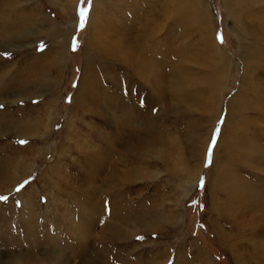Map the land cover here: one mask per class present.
<instances>
[{"label": "rangeland", "instance_id": "rangeland-1", "mask_svg": "<svg viewBox=\"0 0 264 264\" xmlns=\"http://www.w3.org/2000/svg\"><path fill=\"white\" fill-rule=\"evenodd\" d=\"M11 1L13 0H0V14L11 15L12 12L9 10ZM26 1L17 0L18 5L13 8V15L17 16L14 20L19 19L21 22L22 17L32 18L36 27L42 28L54 24L63 32L59 34L61 36L51 39L43 34L40 37L42 41L38 39L40 42L37 44L30 39L24 41L25 43L16 39H6L9 46L27 45L22 50L8 52L5 50L6 53H10L8 56L0 55V62L4 61L11 65L8 68L3 67L5 70L11 71L14 66V71L6 82L15 88L21 84L19 82L26 81L22 84L41 90L39 95L42 97L32 102H20L15 106L0 101L2 105L0 118H9L13 115L31 118L37 114L45 119L47 107L44 102L53 99L54 96L49 97L47 93L48 90L53 89V82L57 76V70L52 66L55 53H49V50L64 35L69 38L67 45L69 58L65 75L60 78L63 92L57 102V119L54 124L50 122L48 129L41 131L42 133L47 131L49 137H46V133L38 137L39 133L36 135L35 132L36 136L31 138L16 137V135L0 138V167H10V172L0 179V184H8L12 178L24 176L16 183L12 182L11 185L0 187V196L8 197L7 201H0V264H7L11 260H15L17 264H209V261L211 264H263L258 250L264 248V213L260 211L259 205L252 209V213L243 214L244 209L241 206L244 202L256 203V199L264 196V84L263 86L261 84L264 83V65L261 66L262 68L254 66L259 70L252 67L251 71L254 74L248 77V80L249 78L252 80L250 79V88L245 89L244 113L238 116L235 106L230 117L229 103L243 85L245 60L241 59V48L254 47L264 52L262 39L264 0H251V5L243 4L244 21L234 19L232 12L225 7L224 0H201L210 15L211 23L208 27L204 28L198 21L191 24L189 22L188 26L173 21L163 31L159 29L161 20H158L159 27L150 25L152 23L149 24L148 20L157 19L156 14L164 8L165 0L108 1L109 6L103 9L96 20L100 21V24L95 25L101 32L100 46L106 52L101 50L103 55H95L97 65L87 68L88 76L78 93L83 108L80 110L81 115L78 118L74 117V122L71 120L76 132L68 135L64 134L62 129L69 117L72 98L76 96V90L81 82L85 55L90 52L85 47V40L92 36L89 30L91 14L96 2L100 0H92L87 23L82 30L79 29L78 13L81 8L89 7L87 0H83V3L81 0L78 1L75 17L72 20L62 9L68 10L72 0H53V4L49 2L51 0H34L32 5H28ZM36 7H39V10ZM188 12L194 13L193 10ZM33 22L29 24L32 25ZM143 28L151 31L150 33L154 28L158 30V34L152 36L154 38L151 47L155 45L156 50V45L159 44L163 51H172L170 54L175 53L178 62L189 70L181 90L176 88L175 91V88L169 85L164 86L162 93L165 94L166 100L159 101L160 104L154 109V115L150 119V123L153 124L151 126H159L164 134L163 146L159 147V150L164 152L161 153L162 156L156 150L145 153L140 149L136 144L138 139L131 138L137 129L125 123L120 117L121 109L114 105L119 99L116 93L119 90L118 86L123 84L124 97L133 95L135 97L133 100L140 96L144 97L143 104L148 102L146 99L148 92L154 98L158 97L159 89L142 90L140 84L135 83L128 88L124 83L126 78L122 83L117 81V78L124 74V67L119 65V59L113 58L106 49L110 45L111 34H115V39L120 30L123 32L121 38L125 37L132 46L133 52L137 53L143 49L141 43ZM218 34H222L223 43L217 39ZM73 37L77 38L75 49L71 47ZM3 39L0 38V44L4 45ZM208 40L218 43L222 51L233 61V67L231 66L229 70L225 89L222 92L224 97L220 103L216 91L213 89L210 92L208 84H202L200 81L201 78L204 80L205 73L214 70L213 66L217 63L211 56V51L204 49ZM44 53L49 54L41 57ZM38 56H40L39 60L33 64L34 58ZM258 57H255V61L264 63V57L262 59ZM209 58L213 64L211 66ZM152 59L156 62L155 55ZM170 60L169 57L165 65H170ZM19 71H23L24 74L21 72L22 76L15 75ZM198 79L200 84L197 82ZM166 80L168 82V78ZM89 88H96L99 93L87 95ZM125 101L129 102L128 99ZM112 106L117 107L112 109ZM33 119L31 122H35ZM109 119L112 121L111 124ZM221 119L223 123H219ZM17 124L21 125L19 122L11 125ZM217 126L220 127V132L213 148L211 162L205 166L208 163L207 154L212 134ZM116 127L118 132L126 129L121 133L123 141L119 139L115 141L114 138L112 140L111 136H114ZM126 132L129 134L127 135ZM105 133L109 134L110 138ZM121 135H118L119 138ZM145 136L141 140L145 139ZM20 141L26 143L21 144ZM45 144L50 145L49 154L46 158L43 155L37 156L34 146H45ZM60 145L64 148L63 154L60 152L61 149H57ZM66 149L68 151L65 153ZM255 151L256 153L253 154ZM105 157L107 160L104 159ZM100 160L107 162L101 169H97L98 175L94 177L91 172H94ZM109 160L111 162L108 164ZM113 160L115 163H112ZM28 169H31L32 173L26 175ZM187 170H194L196 176L199 174V178L196 184L193 183L190 195L184 199L183 186L190 180ZM130 173L132 174L129 175ZM111 174L112 178L117 177L114 181L117 185L114 191H110L111 184L108 181ZM201 178H204L203 188L200 187ZM219 179L221 191L215 196L213 187ZM92 184L100 187L94 194L95 199L103 197L109 200L111 194L112 196L116 194L119 201L118 208L128 207L131 214L133 213L130 218L132 221L135 215L148 216L151 213L154 217L160 213L162 216L166 215L168 220L162 223L164 227L161 225L153 231L140 226L135 227L132 221H127L132 223L133 227L130 224L122 226L119 230L120 233L123 232L122 235L112 234L110 231L106 233L102 226L112 222L111 214L107 219L95 217L92 220L89 219L91 213L81 205L84 201L81 196L85 194L78 193L80 188L84 189L85 186ZM246 189L250 191L249 196H243ZM179 199H182L181 203H178ZM193 201L197 202L195 206ZM155 211L156 213H153ZM108 212L110 213L106 209L103 215L107 216ZM180 213L184 216L183 224L176 223ZM241 215H246L243 219L245 222L241 221ZM27 218L32 219L31 222L36 220L34 221L36 229L32 232L36 233L39 239L41 238L40 246L34 244L31 241L33 238H29L27 234L25 223ZM81 220L88 223L86 225L84 222L83 226L86 230V238L77 241L75 235L78 233V225L83 223ZM238 224H243L245 227L257 225L260 230L246 228L243 231ZM54 237L59 240L60 246L50 243V239ZM72 245L83 247L84 255L72 250ZM51 248L54 250V255L58 254L56 252L61 254L60 258L53 260L54 255L45 253L49 250L51 252Z\"/></svg>", "mask_w": 264, "mask_h": 264}, {"label": "bare ground", "instance_id": "bare-ground-1", "mask_svg": "<svg viewBox=\"0 0 264 264\" xmlns=\"http://www.w3.org/2000/svg\"><path fill=\"white\" fill-rule=\"evenodd\" d=\"M33 1L34 0H27L26 3L28 5H32V4H34ZM78 1L79 0H72L70 2V4H69L70 6H69V9L68 10L67 9L64 10V8H62L63 11L66 13L67 17L69 19H71V20L75 17V12H76L75 10H76V6L78 4ZM108 1H110V0H100V1L96 2V5L94 7V10H92L93 11L92 14H91L92 17L90 19V24H89L90 25L89 30H90V32H92V33H90V34H92V36L89 35L90 37L89 38L87 37L88 39L85 40L86 41L85 42V47H86L87 51H90V52L85 55V63H84L83 71H82L81 82L79 83V86H78V88L76 90V93H77L76 96H74L72 98L71 108H70V111H69V117H68V119H67V121L64 124V127L62 129L63 130V133L66 134V135H68V134H70V133H72V132H74L76 130V127H74L73 125H71V120H73V122H74L75 120L73 118L74 117H77L78 118V116L81 115V113H80L81 111L80 110H82L81 108H83V106L81 105V100H80V97H79V94L78 93H79V90L82 89L84 80L88 76L87 68H88V66H91V65H97V63H96V61L94 59L95 55H98V56L99 55H103V53L101 51V50H103V48L100 46V41H101L100 33L101 32H100V30L98 28L95 27V25L96 24H100V21H96V20H97L98 16L104 11L103 9L106 8L107 6H109V2ZM49 2L51 4H53V0H51ZM251 2H252L251 0H224V5L229 10V12H232L233 17H234L235 20H237V21H239V20L240 21H244L243 20L244 19V16H243L242 8L245 7V6H243V4H250L251 5ZM15 5L16 6L18 5L17 0H13L9 4V10L12 12L11 15H9V14H5V15L4 14H0V38L1 39L2 38L5 39V40L3 39L4 45L3 44H0V53H2V52L3 53H6V52H8L10 50L11 51L22 50V48H24V47L27 46V45H21L19 47L18 46L17 47L9 46V45H7V40H6L8 38L20 40L21 42H24V41L30 39L31 41H34V44H37L38 42L42 41V40H40L41 39L40 37L43 34L46 37H48V39H51L53 37L61 36L59 34H61V32H63V31H61V28H59L58 26H56L54 24L53 25H50L49 24V26H47V27L44 26L45 28L44 27H42V28L40 27L39 28L38 26L37 27L35 26V24L33 22L34 19L32 20V18L29 19V18L22 17L21 18L22 19L21 22L19 21V19L14 20L17 17L15 15H13V8L15 9V7H14ZM36 8H38L37 10H39V7H36ZM34 9H35V7H34ZM161 9H162V11L160 12V10H159V12H157L158 14H156L157 19L148 20L149 24L152 23L150 25H153V26L155 25V26H158V27H159V23H158L159 21L158 20H161V25H160L161 28H159L161 31H163L165 29V27H167L168 25H171L173 23V21L177 22L179 25L183 24L184 26H188L189 25V22L191 24V23H194L195 21L196 22L198 21V23L201 26H203L204 28L205 27H208V25L211 23L208 9H207V7L205 6V4L201 0H165L164 8H161ZM189 10H193L194 13H192V14L189 13L188 12ZM17 15H19V14L17 13ZM19 17H20V15H19ZM33 17H35V15ZM233 17H232V19H233ZM46 21H47V19H46ZM30 22L31 23L33 22V24L30 25L29 24ZM166 31H164V33ZM118 32H119V34L117 35V37L115 39H114L115 34L114 35H112L113 33L111 34V37H110V40H109V44L110 45H109L108 48H106L108 54L110 53V55L113 58L117 57L119 59L118 64L119 65H122V67H124L125 72L122 75V77H118L117 78V81H119L120 83H122V82H124V78H126L127 80L124 83H126V85L128 86V88L131 87V85L135 83V84H140L139 86H141L142 90L143 89L144 90H148L149 89V91H150L151 88H154L155 90L156 89L157 90L159 89V91H158V97H156V98H154L153 96H151L150 92L147 91L148 93H147L146 96H148V97H146V99L148 100V102H146V103L143 104L142 103V100L145 101L144 97H141L140 96V97H138V99H134L135 101L133 100V97H134L133 95L131 97L130 96L129 97L128 96L124 97L125 96L124 95L125 92L123 90V89H125L123 87L124 84L121 85L119 83L121 86H118L119 87V90H117L118 92H116L118 94V96H119V99L117 100V102H114V105L119 106V108L121 109L119 111L120 112V117L125 121V123L128 124V125H131L132 127H134V128L137 129L135 132H133V137H131V138H132V140L133 139L134 140H137L138 139V141H137L136 144H138V146L140 147V149L143 152H145V153L156 150V151L159 152L160 156H162L161 153L163 152V150H159V147L163 146L164 139H165L164 138V134H163V131H161V129L159 128V126L158 127L156 125H155V127L151 126L153 124L150 123V119L154 115V113H153L154 109L156 107H158V105L160 104L159 101L160 102H162V101L164 102V100H166L165 99V94L162 93L163 92L162 90L164 89V86L165 85H169V86L175 88L174 89L175 91L177 89L178 90H181V88L183 86V82L186 81V78H187V77L185 78V76H186V74H188L189 70H186L183 67V65L180 64L181 62L180 63L178 62L179 60H178L177 55H174L175 53H173L172 55L170 54L172 51H169V50H166V51L164 50L163 51V49H161V46H159V44L156 45V48H157L156 50L154 49V46L155 45L151 47V41L154 38L152 36L155 33L158 34V30H156L155 28H154V30H152V33H150L151 31L144 29V32L142 34L143 35V38L140 37V40L142 38L141 43L143 45V49L142 50H139V51L137 49V51H138L137 53H134L133 52L132 46L128 44V41H127V39H125V37H124V39L121 38L123 32H121L120 30ZM68 39L69 38H67L65 35H64V37L62 36L60 38V40L58 41V43H56V45L53 47L54 50H53V48H51L49 50V53H51V52H54L55 53V55L53 57V64L54 65L52 64V66L55 67V69L57 70V76L54 79L55 81L53 82V89L52 90H48V93H47V95L49 97H51V96L52 97L54 96V97H53V99L50 98L48 101H45L44 102L45 106L47 107V111H46V114H45V119H43L41 115H37V114L36 115H33L31 117L32 119L33 118L35 119V122L33 121L34 123L31 122V120H32L31 118H29V117L21 118V116L19 117V115H13V116L10 115L11 117H9V118L8 117H2V119L0 118V138H5V137L15 136V135H16V137H21V138L22 137L23 138L24 137L25 138H31L33 136H36L38 133H39L37 135L38 137L39 136L42 137L44 133H46L45 134L46 137L47 136L49 137L47 131L44 132V133H42L41 131L44 130V129L45 130L48 129L50 122L51 123L53 122V124H54L55 121H56V119H57V114H58V111H57V102H58L59 95H61V93L63 92V90H62L63 83H61L60 78L66 72L67 60L69 58V46H67L68 45ZM262 39L264 40V37ZM101 44H102V42H101ZM153 49L155 50V52H153L154 51ZM204 49H205V51L206 50H210L211 51V54H212L211 56L216 59L217 63H215V62L214 63L217 64V65L214 64V66H213L214 67V70L213 71L210 70L209 72H207V73H205L203 75L205 77L204 78L205 81L202 78L200 79V81H201L202 84H205V83L208 84L210 92L213 91V89H214V91H216V93H217V95L219 97V103H220L221 100H222V98L224 97L223 94H222V92L225 89L226 77H227V75L230 72L229 70H230L231 66L233 67V63H232L233 61L230 59V57H228L222 51V49L220 48V45L218 43H214L213 41L211 42L210 40H208V42L205 43ZM5 50H7V51L5 52ZM104 51L105 50H103V52ZM49 53H44V55H42L41 57H45ZM154 55L156 56V62L155 61H152L153 60L152 59V56L154 58ZM258 56H260L261 59H262L264 57V52H262L261 50H259L257 48H254V47L248 48V46H247V47H242L241 48V59L242 60H245V62H243V78L244 79H243V82H242L243 85L241 86L240 92L229 103V110H230L229 116L230 117L232 115V112L234 111L235 106H236V109H237V115L238 116H240V114L244 111V108L246 106V99L244 97L245 96V93H246L245 91L248 88H250L249 85L251 84V80H252L251 78H249V80L251 79L249 81L248 80V77H251V75L254 74L251 71L252 70V67L253 68H254V66H258V67L260 66L261 67L262 65H264V63H261L260 61H258V62L255 61V57H258ZM169 57L171 58V60H170L171 63L168 62L170 65H165V64H167L165 62H167L169 60ZM260 57H258V58H260ZM39 58H40V56H38L37 58H34L33 64H35L34 62H37V60H39ZM249 60H252L253 62L252 61H249ZM28 61H31V60H28ZM116 61H118V60H116ZM209 63H210V66L213 65L212 64V60L210 58H209ZM0 65H1V67H0V101H3V102L6 101V103L9 104L10 106H12V105L15 106V105L19 104L20 102H24V101H30V102H32L33 100H36L37 98H41L42 97L41 95H39L40 92H41V90L32 88L28 84H25V85L22 84V83H25L26 81L25 82H19L21 84L18 87L13 88L12 85L9 84V83H7L6 81H7L8 77L11 76V73L14 71V66H13V68L10 71V70H7V69L5 70L3 68V67H7V68L10 67L11 65L9 66L8 63H6L4 61H1L0 62ZM42 65H44V64H42ZM89 68H91V67H89ZM254 69L259 70L257 68H254ZM21 72L23 73V71H19V72L15 73V75H21L22 76V73ZM255 73H257V72H255ZM115 78H116V76H114L113 79H115ZM167 78H168V82L166 80ZM253 78H256V77H253ZM200 81L198 79L197 82H199V84H200ZM193 84H194V82H193ZM261 84L263 86L264 83H261ZM99 88H100V86H99ZM259 88H261V87H259ZM85 89H87V88H85ZM99 90L101 91V89H99ZM209 90H207V91H209ZM97 92H98V90L96 88H89L86 94L87 95H95V94H97ZM130 93L132 94V92H130ZM257 93H259V92H257ZM107 95H108V93H107ZM81 97H83V96H81ZM93 99H95V98H93ZM126 99H128L129 102L125 101ZM103 101H105V100H103ZM90 103H92V102H90ZM87 104H88V102H87ZM123 104H124V106H123ZM108 105H109V103H108ZM117 106H112V109H114V107H117ZM100 107L102 108V106H100ZM262 109H263V107H262ZM108 110H109V108H108ZM105 111H106V109H105ZM105 111H104V113H105ZM117 114H118V112H117ZM0 115H1V112H0ZM120 117H118V118H120ZM76 120L78 121V119H76ZM15 122H19V123H21V125H19V124H17V125H11L12 123L14 124ZM113 122H114V120H113ZM111 123H112V121H110V119H109V124H111ZM121 123H123V122H121ZM112 125H114V124H112ZM117 125H118V122H117ZM119 127L122 128V126H120V125H119ZM130 129H131V127H130ZM124 131H126V129ZM124 131H121L120 130L118 132V127H116V131L114 130V132H115L114 133V136L113 135L111 136L112 140L114 138L115 141H117V139L123 141V137H122L121 133H123ZM130 131H132V130H130ZM35 132H37L36 135H35ZM41 134H42V136H41ZM128 134L129 133H127V135ZM45 135H44V137H45ZM106 135L109 137V134H106ZM118 135H121L120 138H119ZM144 136H145V139H142L141 140V138H143ZM42 141H44V140H42ZM46 143H48V142H46ZM49 144H45V146L44 145H41L39 147L38 146H36V147L34 146V148H35L34 151L37 154V156L43 155L46 158V156L49 154V151H48V147H50ZM57 149L58 150L61 149L60 150L61 154L64 153V148L61 147V145H60V147L58 146ZM28 151L30 153V150L29 149H28ZM67 151L68 150L66 149L65 153ZM255 153H256V151L253 154H255ZM104 159L107 160L106 157ZM106 160H100V163H97L96 168H95L96 171L94 170V172L93 171L91 172V174L94 177H97L98 170L101 169V167L107 162ZM110 162H111V160L108 161V164ZM112 163H115V161L113 160ZM30 168L32 169V167H30ZM191 169H193V168H191ZM30 170L28 172H26V175L28 173L30 174V172L32 173V170L31 171ZM7 172H10V167H8V166L7 167H4V168L0 167V179ZM187 173H188L187 175H189V179L190 180L188 181V184L187 185L186 184H184V186L182 185L183 186L182 196H185L184 199H186L190 195L191 190H192L193 183L196 184V182L198 181V178H199V174H197V176H196L194 170H187ZM131 174L132 173H130L129 175H131ZM23 177L21 176V178L19 177L17 179L12 178V180L8 184H6V183L3 184V185L0 184V187L1 186L4 187L5 185H9V184L11 185L13 183H16V182H18L17 180H21V179H23ZM108 178H109L108 181H110V184H111L110 185V188H111L110 191H114V189H116L115 187L117 186L114 183V181L117 180V177H116V179H115V177L112 178V174H111V177H108ZM220 179H221V177H220ZM220 179H219L218 182L215 183V185L213 187V191H214L213 194L215 196H217L218 193L221 191ZM49 180H50V178H49ZM99 188L100 187L94 186V184L87 185V186H85L84 189L80 188V191L78 193L80 194L81 192H84L83 194H85V195H82L81 196V199L82 198L84 199V201H82L83 203H81V205L85 206L87 208V212L91 213V214H89L90 215L89 219L94 220L95 217H97L98 219L100 217H102L104 219H107L108 216H109V214H111V218H113L112 219V222L111 223L110 222H107V223H105L102 226L103 229H104V231H106V233H107V231L108 232L110 231V233H112V234H115L116 233V234H118L120 236V235L123 234V232L122 233L119 232V230L122 229L121 227L124 226V225L125 226L126 225L128 226V224H130V226L133 227V224L132 223H134L135 227L140 226V227H143V229L146 228L148 231L149 230L150 231H153V230H156L157 227H159L161 225H163V227H164V224H162V223L165 222L166 220H168L166 215H163L162 216L161 213H160L158 216L154 217L152 215V213H151L148 216H137L136 217V215H135V218H132L133 219V221H132L130 218L133 215V213L131 214V212L129 211L128 207H125V208H122V209L121 208H118L117 205L119 204V201L116 198V194H114L113 196L111 194L109 196V200H108V198H103L102 196H101L102 197L101 199H100V197H97L98 200L95 199L94 194L97 193V191H98ZM59 189L60 188H58V190ZM77 189H79V187H77ZM74 193H75V191H74ZM76 194H77V192H76ZM240 194H241V192H239V195ZM178 195H180V194H178ZM249 195H250V191H249V189H246L245 194L243 196H249ZM72 196L73 197L74 196L76 197V195H72ZM215 198H217V197H214V199ZM244 199H248V198H244ZM181 201H182V199H179L178 200V203L179 202L181 203ZM122 203H124V201H122ZM33 205H34V203H33ZM243 205L241 206V208L243 207V209H244L243 214H246L248 212H251L252 213V209L257 208L259 205L261 206L260 211L264 213V196H262V198H260V199H256V203H254L253 201L252 202H249V204L247 202H244ZM28 209H30V208H28ZM106 209L108 211H110V213L108 212V214H106L107 216H104L105 214L103 215V212ZM218 211H220V210H218ZM179 212H181V211H179ZM81 213L82 212H80V214ZM153 213H156V211L153 212ZM33 215L35 216L34 213H33ZM219 216H221V214ZM241 216H242L241 221L245 222L243 219H244V217L246 215H241ZM31 217H32V215H31ZM183 217H184L183 214L180 213L177 216V218H176V214H175L176 223L183 224L184 223L183 222ZM98 219H96V220H98ZM31 220L32 219L27 218V221L25 222L26 225H27L26 226V228H27L26 229L27 230V234H28L29 238H33L31 241L34 244H38V246H40V244L42 242L41 241V238L39 239L35 235L36 233L33 234L34 232H32V230L34 231L36 229L35 228V224H34L35 223L34 221H36V220H34L33 222H31ZM81 221H83V223L80 222L81 223L80 225L77 224L78 225V231L77 232L79 233V235H78V233H77V235H75L77 241L86 238V235H85V231L86 230H85V228L83 229V226H84L85 223H86V225H88V223L85 220H81ZM104 221L105 220H103V222ZM127 221H129V222L132 221V223H129ZM93 223H94V221H93ZM96 223H97V221H96ZM117 223H119V224H117ZM238 225L240 226L241 229L243 228L242 229L243 231L246 228H253L255 231H257L258 229L260 230V228H258L257 225H253V224L251 226H249V227L248 226L245 227V226H243V224H238ZM81 226H82V228H81ZM130 229H133V228H130ZM134 232H136V231H134ZM126 233H128V232H126ZM45 238H46V236H45ZM6 241H8V240H6ZM46 241L49 242V240H46ZM50 241H51L50 243H54V245L55 244L56 245H59V243H60L59 240L57 238H55V237L53 239H50ZM72 250H74L79 255L80 254L81 255H84V253H85L84 248L81 247V246H78L77 247V246L74 245L72 247ZM49 251H47L45 253H47V254L48 253H51L52 255H54V253H53L54 250L52 248H51V252H49ZM56 253H58L59 256H58V254H55L53 256V260H54V258H60V255L61 254L59 252H56ZM203 253H205V252H203ZM258 253H259L260 257H261L262 263L264 264V248L261 247V249L258 250ZM156 254H159V253H156ZM7 264H17V263H16L15 260H11V261H8ZM175 264H177V263H175ZM209 264H211L210 261H209Z\"/></svg>", "mask_w": 264, "mask_h": 264}, {"label": "snow or ice", "instance_id": "snow-or-ice-1", "mask_svg": "<svg viewBox=\"0 0 264 264\" xmlns=\"http://www.w3.org/2000/svg\"><path fill=\"white\" fill-rule=\"evenodd\" d=\"M81 2L83 3V0H81ZM88 2V5L89 7L88 8H81L79 10V29H83L85 26H86V23H87V18H88V13L90 11V7H91V3H92V0H87ZM217 39L223 43V36L222 34H218L217 36ZM71 47L73 49H75L77 47V38L76 37H73L72 38V42H71ZM0 55H5V56H8L10 55V53H0ZM0 107H2V105H0ZM219 123H223V120L221 119V121ZM220 132V127L217 126L215 128V130L213 131V134H212V138H211V143H210V146H209V149H208V163H206L205 166H208V164L211 162V157H212V154H213V148L215 147L216 145V142H217V136ZM21 144H25L26 141H20ZM25 183H27V181H25ZM204 186V178H201L200 180V187L203 188ZM23 187V185H21V188ZM17 191H19V189H17ZM8 197L7 196H0V201H7ZM196 201H193V206L196 205ZM203 206L201 205V208Z\"/></svg>", "mask_w": 264, "mask_h": 264}]
</instances>
